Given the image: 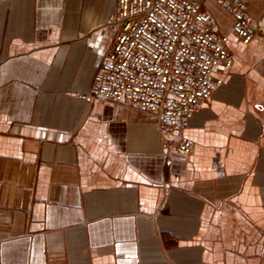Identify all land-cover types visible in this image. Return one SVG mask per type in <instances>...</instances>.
<instances>
[{"label":"crops","instance_id":"crops-1","mask_svg":"<svg viewBox=\"0 0 264 264\" xmlns=\"http://www.w3.org/2000/svg\"><path fill=\"white\" fill-rule=\"evenodd\" d=\"M116 12L0 0V264H264V40L231 36L234 68L183 132L193 154L168 161L146 112L78 98Z\"/></svg>","mask_w":264,"mask_h":264},{"label":"built area","instance_id":"built-area-1","mask_svg":"<svg viewBox=\"0 0 264 264\" xmlns=\"http://www.w3.org/2000/svg\"><path fill=\"white\" fill-rule=\"evenodd\" d=\"M208 3L232 18L230 35L221 30ZM105 28L113 43L90 92L78 98L146 112L163 134L168 161L175 152L193 154L194 145L183 132L232 72L231 36L249 46L261 35L258 19L249 15L243 0H117V12Z\"/></svg>","mask_w":264,"mask_h":264},{"label":"rangeland","instance_id":"rangeland-1","mask_svg":"<svg viewBox=\"0 0 264 264\" xmlns=\"http://www.w3.org/2000/svg\"><path fill=\"white\" fill-rule=\"evenodd\" d=\"M261 0H252L251 3H249L250 6H252V8L250 7V10L249 11L251 14H255L256 12V8L255 6L253 5V2H258L260 3ZM246 2H249V1H246ZM208 6L209 8L214 12L219 24H220V28L221 30L225 33V34H228L230 35L231 34V29H232V24H233V21H232V18L226 14L223 10H221L220 8H218L216 5H214L213 3H208ZM248 8V7H247ZM264 10V1L262 2V7H261V11ZM260 11V12H261ZM260 14V15H259ZM262 16V17H261ZM264 17V12L262 13H258V21L260 22L261 18ZM255 19V18H254ZM255 22V21H254ZM261 27V26H260ZM255 29V23L253 26L250 27V30H254ZM262 29V27H261ZM263 31V29H262ZM261 31V35L258 39H263L264 40V31L262 32Z\"/></svg>","mask_w":264,"mask_h":264},{"label":"bare ground","instance_id":"bare-ground-1","mask_svg":"<svg viewBox=\"0 0 264 264\" xmlns=\"http://www.w3.org/2000/svg\"><path fill=\"white\" fill-rule=\"evenodd\" d=\"M261 17H262V16H261ZM258 23H259V27L261 26L262 29H263V31H264V17L261 18L260 22L258 21ZM261 27H260V29H261ZM262 29H261V31H262ZM263 31H262V32H263Z\"/></svg>","mask_w":264,"mask_h":264}]
</instances>
